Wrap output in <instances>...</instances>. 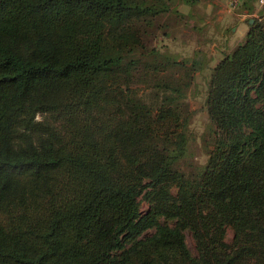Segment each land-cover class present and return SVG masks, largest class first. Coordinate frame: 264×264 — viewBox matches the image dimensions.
<instances>
[{
	"label": "trees",
	"instance_id": "1",
	"mask_svg": "<svg viewBox=\"0 0 264 264\" xmlns=\"http://www.w3.org/2000/svg\"><path fill=\"white\" fill-rule=\"evenodd\" d=\"M172 1L0 0V264H264V4L212 69L198 163L211 60L141 33Z\"/></svg>",
	"mask_w": 264,
	"mask_h": 264
},
{
	"label": "rangeland",
	"instance_id": "2",
	"mask_svg": "<svg viewBox=\"0 0 264 264\" xmlns=\"http://www.w3.org/2000/svg\"><path fill=\"white\" fill-rule=\"evenodd\" d=\"M252 5L257 9V13L262 11V4L259 0H252ZM172 7L177 8L185 16L180 17L175 13L161 15L158 17L156 24L152 25L145 32L141 30V33L148 47L169 49L170 51L177 52L181 54L180 59L183 61L198 49L206 52L208 58L211 60L208 67L196 72L186 98L191 109L195 111L192 123L190 124L191 132L194 135L193 139L195 140L193 148L197 154L194 161L204 163L207 159L205 144L211 138L208 132L210 120L205 106L209 80L213 67L223 57L224 52H229L242 41L239 40V37H235L233 27L237 24V20L232 18L235 13L241 11L242 7L232 8L230 0H195L191 5L185 4L183 0H173ZM226 14L229 17H226ZM221 15L224 16V20H221ZM203 22L207 23L205 25L209 27L207 26L204 30L195 27L196 24L200 27H205L202 24ZM166 23L168 24L167 30L171 33L170 36L164 35L163 31H165V28H161L162 25H167ZM138 87L142 88L141 86ZM188 163L182 162L181 168L185 169ZM148 208V203L144 201L142 203V212H146ZM233 238L234 232L232 228H228L226 241L231 243ZM187 241L191 248H193L194 241L190 233H187Z\"/></svg>",
	"mask_w": 264,
	"mask_h": 264
},
{
	"label": "crops",
	"instance_id": "3",
	"mask_svg": "<svg viewBox=\"0 0 264 264\" xmlns=\"http://www.w3.org/2000/svg\"><path fill=\"white\" fill-rule=\"evenodd\" d=\"M243 1L244 0L241 1V4H242ZM241 4H240V6H241ZM248 16L250 17V15L247 14L246 11H240L239 13H235L234 17H232V18H235L237 20V24L233 27V31L235 33V37H237V38L239 37V40H243L245 35L249 31V23L247 22ZM226 17H229L228 14H226ZM220 18H221V20L222 19L224 20V16L223 15H221ZM252 20L253 19H251V21Z\"/></svg>",
	"mask_w": 264,
	"mask_h": 264
},
{
	"label": "built area",
	"instance_id": "4",
	"mask_svg": "<svg viewBox=\"0 0 264 264\" xmlns=\"http://www.w3.org/2000/svg\"><path fill=\"white\" fill-rule=\"evenodd\" d=\"M242 0H230L231 7L236 9L240 6ZM261 4H264V0H259Z\"/></svg>",
	"mask_w": 264,
	"mask_h": 264
},
{
	"label": "water",
	"instance_id": "5",
	"mask_svg": "<svg viewBox=\"0 0 264 264\" xmlns=\"http://www.w3.org/2000/svg\"><path fill=\"white\" fill-rule=\"evenodd\" d=\"M251 22H253V20Z\"/></svg>",
	"mask_w": 264,
	"mask_h": 264
}]
</instances>
